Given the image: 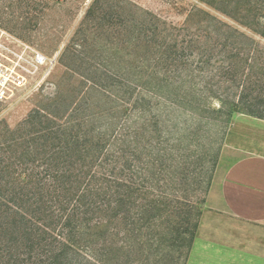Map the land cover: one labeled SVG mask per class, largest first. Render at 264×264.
<instances>
[{
	"label": "rangeland",
	"instance_id": "rangeland-1",
	"mask_svg": "<svg viewBox=\"0 0 264 264\" xmlns=\"http://www.w3.org/2000/svg\"><path fill=\"white\" fill-rule=\"evenodd\" d=\"M35 53L55 58L54 67L25 99L0 103L1 131L60 96L58 108L88 128L133 141V189L143 182L148 200L200 212L191 247L152 231L143 254L133 248V264H186L197 240L226 243L249 231L213 192L240 157L234 145L254 147L235 130L264 126L227 115L248 66H263L264 0H0V55Z\"/></svg>",
	"mask_w": 264,
	"mask_h": 264
},
{
	"label": "trees",
	"instance_id": "trees-1",
	"mask_svg": "<svg viewBox=\"0 0 264 264\" xmlns=\"http://www.w3.org/2000/svg\"><path fill=\"white\" fill-rule=\"evenodd\" d=\"M262 64L248 66L228 119L238 112L264 120V57ZM60 101L0 130V264H104L103 250L110 264H133V248L143 254L152 231L191 247L200 212L148 200L143 182L133 189V141L107 139Z\"/></svg>",
	"mask_w": 264,
	"mask_h": 264
},
{
	"label": "crops",
	"instance_id": "crops-1",
	"mask_svg": "<svg viewBox=\"0 0 264 264\" xmlns=\"http://www.w3.org/2000/svg\"><path fill=\"white\" fill-rule=\"evenodd\" d=\"M243 128L247 132L237 128L234 138L255 148L234 145L240 157L223 170L213 197L219 198L237 225L249 231L226 235V243L197 240L186 264H264V126Z\"/></svg>",
	"mask_w": 264,
	"mask_h": 264
},
{
	"label": "built area",
	"instance_id": "built-area-1",
	"mask_svg": "<svg viewBox=\"0 0 264 264\" xmlns=\"http://www.w3.org/2000/svg\"><path fill=\"white\" fill-rule=\"evenodd\" d=\"M80 1L88 4L93 0ZM54 64L55 58L40 53L15 59L0 55V103L14 104L25 99L47 78Z\"/></svg>",
	"mask_w": 264,
	"mask_h": 264
}]
</instances>
